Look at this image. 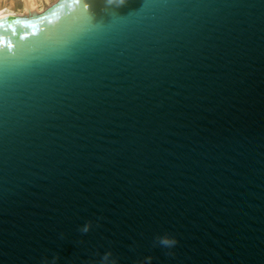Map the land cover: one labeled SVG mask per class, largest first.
Instances as JSON below:
<instances>
[{
	"label": "water",
	"instance_id": "obj_1",
	"mask_svg": "<svg viewBox=\"0 0 264 264\" xmlns=\"http://www.w3.org/2000/svg\"><path fill=\"white\" fill-rule=\"evenodd\" d=\"M26 2L0 14V264H264V0Z\"/></svg>",
	"mask_w": 264,
	"mask_h": 264
},
{
	"label": "clouds",
	"instance_id": "obj_2",
	"mask_svg": "<svg viewBox=\"0 0 264 264\" xmlns=\"http://www.w3.org/2000/svg\"><path fill=\"white\" fill-rule=\"evenodd\" d=\"M127 3V0H104V4L106 7H120ZM92 228V221H87L83 225L80 226L79 231L81 233H88ZM63 237V234H61ZM178 244V239L174 236H171L168 233H164L162 235H157L154 239V246H160L166 249H173ZM59 259V256L56 255L52 258L51 264H56V261ZM151 256L144 257L139 264H151ZM43 264H49L47 258H45ZM92 264H119L118 257L113 255L111 249L103 253L99 261H92Z\"/></svg>",
	"mask_w": 264,
	"mask_h": 264
},
{
	"label": "rangeland",
	"instance_id": "obj_3",
	"mask_svg": "<svg viewBox=\"0 0 264 264\" xmlns=\"http://www.w3.org/2000/svg\"><path fill=\"white\" fill-rule=\"evenodd\" d=\"M58 0H30L32 12L39 13L49 8ZM33 2V3H32ZM26 0H0V14L28 15Z\"/></svg>",
	"mask_w": 264,
	"mask_h": 264
},
{
	"label": "bare ground",
	"instance_id": "obj_4",
	"mask_svg": "<svg viewBox=\"0 0 264 264\" xmlns=\"http://www.w3.org/2000/svg\"><path fill=\"white\" fill-rule=\"evenodd\" d=\"M33 3V2H32ZM26 7H28V5H27V2H26ZM31 11H32V7H31ZM33 13V12H32Z\"/></svg>",
	"mask_w": 264,
	"mask_h": 264
}]
</instances>
